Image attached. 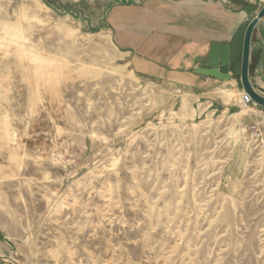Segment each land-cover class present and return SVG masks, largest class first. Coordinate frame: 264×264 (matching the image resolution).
<instances>
[{
  "label": "rangeland",
  "instance_id": "obj_1",
  "mask_svg": "<svg viewBox=\"0 0 264 264\" xmlns=\"http://www.w3.org/2000/svg\"><path fill=\"white\" fill-rule=\"evenodd\" d=\"M142 2L0 0V264H264V114L141 72Z\"/></svg>",
  "mask_w": 264,
  "mask_h": 264
},
{
  "label": "crops",
  "instance_id": "obj_2",
  "mask_svg": "<svg viewBox=\"0 0 264 264\" xmlns=\"http://www.w3.org/2000/svg\"><path fill=\"white\" fill-rule=\"evenodd\" d=\"M263 5V0H144L137 9L138 24L132 27L137 29H130L139 34V70L189 90L202 84L209 94L231 95L234 103L224 107L228 112L243 108L240 74L223 78L197 69L209 67L214 44L231 45V71L240 67L245 30ZM217 52L219 57L225 50ZM249 75L255 88L264 89V18L252 34ZM251 109L264 114L260 105Z\"/></svg>",
  "mask_w": 264,
  "mask_h": 264
},
{
  "label": "water",
  "instance_id": "obj_3",
  "mask_svg": "<svg viewBox=\"0 0 264 264\" xmlns=\"http://www.w3.org/2000/svg\"><path fill=\"white\" fill-rule=\"evenodd\" d=\"M264 18V5L257 13V15L249 22L243 40L242 59H241V82L245 92H247L252 99L260 106L264 107V89L255 88L250 80L249 66H250V53H251V40L252 34L261 19ZM225 50L222 55L217 57V50ZM232 46L231 45H213V53L209 59V67L198 68L199 72L205 73L210 76H218L223 78H231V65H232Z\"/></svg>",
  "mask_w": 264,
  "mask_h": 264
},
{
  "label": "built area",
  "instance_id": "obj_4",
  "mask_svg": "<svg viewBox=\"0 0 264 264\" xmlns=\"http://www.w3.org/2000/svg\"><path fill=\"white\" fill-rule=\"evenodd\" d=\"M241 103L244 108H252L253 106L258 105L247 92L242 93ZM262 134V126L259 123H254L250 128L251 137L257 140L262 136Z\"/></svg>",
  "mask_w": 264,
  "mask_h": 264
}]
</instances>
